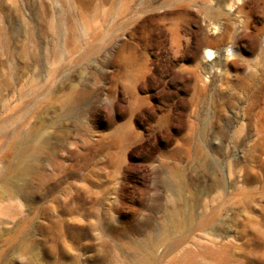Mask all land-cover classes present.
<instances>
[{
    "label": "rangeland",
    "instance_id": "1",
    "mask_svg": "<svg viewBox=\"0 0 264 264\" xmlns=\"http://www.w3.org/2000/svg\"><path fill=\"white\" fill-rule=\"evenodd\" d=\"M201 1L0 0V264H129L170 204L213 221L177 249L149 250L147 264H179L194 248L206 263L207 249L247 252L264 237V33L227 39L235 56L204 68L214 56L197 34L215 31ZM252 3L250 13L224 6L231 32L241 20L264 26V0ZM186 21L193 42L177 43L168 28ZM29 131L45 143L10 185L16 139ZM60 182L78 190L73 204ZM245 201L249 218L231 223ZM260 241V259L234 264H264Z\"/></svg>",
    "mask_w": 264,
    "mask_h": 264
},
{
    "label": "bare ground",
    "instance_id": "2",
    "mask_svg": "<svg viewBox=\"0 0 264 264\" xmlns=\"http://www.w3.org/2000/svg\"><path fill=\"white\" fill-rule=\"evenodd\" d=\"M235 2L240 3L234 10L237 11V13H240L244 8L248 9L250 13L253 8L252 0H202L200 4L195 7L196 12L202 16V21L206 23L207 26H212V29H214L215 31L212 32V30L209 33L204 32L197 34L198 37L199 34L201 35L199 39L202 50L206 52L207 56H214V60L212 63L204 62V68L213 67L214 65L217 67L220 66L225 68V63L228 56H235L234 53L227 55L224 54L223 45L227 39H231L233 41H242L250 35H253L255 39H260L263 36L264 26H255L253 20H241L237 23L239 26L241 25V28L243 30L241 34H235V32H231L232 28H229L228 26V13L231 11H227L225 13L223 12V10L224 6H228V10L232 9L235 5ZM161 7V5L153 6V10L161 9ZM190 27L191 23H188L186 21L184 23H173L171 24V26H169L168 30L171 32L172 39L175 42L179 43L182 40L186 43H190L193 42V39L195 37V32L191 31L189 29ZM241 81L243 82V80ZM243 89L245 91H248L253 90L254 87L253 85H251V83L245 82L243 83ZM78 94L79 93L77 91L71 90L62 101V105L64 106L70 103L76 96H78ZM44 143L45 140L42 138V136L31 131L26 132L25 134L18 137V139H16L15 159L12 165L14 176H11L12 180L10 181V185L15 184V181H18L23 174L30 173L32 168L31 161L33 159V153L39 150L44 145ZM81 179L87 181V174L81 176ZM246 181L247 177L245 178V182ZM57 187V193H62L66 197L63 203L73 204V201L77 197L78 190L76 192L74 190L75 188L72 185L62 187L61 182L57 185ZM203 196L205 198H208L211 196V192H204ZM249 209H251L250 203L248 201L243 202L241 208L237 209L234 212V216L230 218L229 221L235 224V222L243 215L249 218V213L247 212V210ZM212 221L213 220L210 216H196L189 210L181 211L178 206L170 204V208L167 211V219L164 224H162L161 228L158 229L155 234L145 237L143 240L134 244V246L130 248L128 257L129 264H147L150 258L151 261H154L155 257H148L149 250H152L153 248L159 246L161 243L166 242H168L169 245L171 244V248L177 249L179 246L186 242L188 234H190L192 230H198L200 233H205L206 229L210 227ZM99 226L100 224L98 222H95L90 225L89 229L93 231L99 228ZM182 230L184 233L182 232ZM229 233V228H225V230L223 229V234L217 229H213V234L221 239L230 236ZM262 235V233H255L253 238L247 241L246 245L247 247H249L247 252L243 251L244 248L239 249L233 247L230 244H220L215 248L207 249L206 255L207 258L210 259V262L202 263L203 253H201L198 248H194L193 251L187 252L189 255L188 259H185V253H183L182 255H180V257H178L177 261L179 262V264H234L235 262H237L239 255H243L246 257L248 263H252L257 260L256 258H261V255L258 252L263 247L260 241L261 237L264 238ZM252 242L254 246L252 247V249H250V245L252 244ZM254 253L256 254V256L254 255ZM199 257H201V263L198 262Z\"/></svg>",
    "mask_w": 264,
    "mask_h": 264
}]
</instances>
